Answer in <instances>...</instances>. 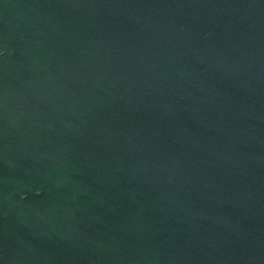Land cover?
<instances>
[{"label": "water", "instance_id": "water-1", "mask_svg": "<svg viewBox=\"0 0 264 264\" xmlns=\"http://www.w3.org/2000/svg\"><path fill=\"white\" fill-rule=\"evenodd\" d=\"M0 264H264V0H0Z\"/></svg>", "mask_w": 264, "mask_h": 264}]
</instances>
